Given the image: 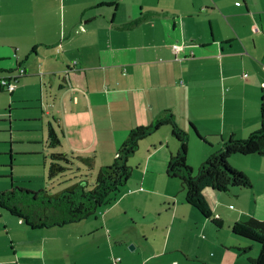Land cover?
Masks as SVG:
<instances>
[{
	"label": "crops",
	"instance_id": "crops-1",
	"mask_svg": "<svg viewBox=\"0 0 264 264\" xmlns=\"http://www.w3.org/2000/svg\"><path fill=\"white\" fill-rule=\"evenodd\" d=\"M173 43L185 45L186 56L177 57ZM12 61L16 67L3 68ZM19 67L26 74L11 95L41 110L42 117H29L43 122L45 116L54 125L61 141L54 149L80 170L77 162L88 168L110 164L132 128L173 113L188 133L187 162L196 171L231 134L243 139L261 126L264 0H0V77ZM46 97L52 104L44 109ZM27 131L31 139L40 137L34 128ZM150 136L154 150L146 155L145 190L135 185L115 201H126V213L141 210L130 202H148L150 195L170 204L181 188L179 179L165 173L178 150L171 126ZM35 149L20 152L23 159L46 162ZM80 156L92 157V163ZM229 160L250 177L252 187L204 189L212 214L199 215L197 223L206 228L207 219L218 215L219 220L209 238L196 232L180 243L176 231L169 248L179 199L172 203L163 249L153 248L139 260L108 244L112 231L105 232V225L115 217L110 215L115 202L95 221L52 228H30L0 208V264H94L100 255L106 259L97 264H112L115 257L118 264H252L241 251L249 239L232 227L250 218L264 220V156L233 154ZM149 174L161 189L147 184Z\"/></svg>",
	"mask_w": 264,
	"mask_h": 264
},
{
	"label": "trees",
	"instance_id": "trees-1",
	"mask_svg": "<svg viewBox=\"0 0 264 264\" xmlns=\"http://www.w3.org/2000/svg\"><path fill=\"white\" fill-rule=\"evenodd\" d=\"M260 116L259 129L243 139L231 134L223 141L221 147L208 155L194 171L187 162L188 133L179 127L174 114L168 113L157 118L154 123L132 128L118 147L113 163L100 167L93 184L79 180L56 193H49L46 189L35 191L13 186L0 192V208L18 217L30 228H52L81 222L118 199L131 176L132 167L128 159L138 149L140 141L149 137L159 127L170 125L172 136L178 143V150L170 155L165 173L168 177L179 179L186 192L185 201L197 208L204 217H209L212 213L203 194L205 188L229 192L235 188L252 187L250 177L230 165L228 159L233 154L264 156V91L261 95ZM191 126L194 128L193 124ZM196 135L200 139L203 138L197 132ZM47 137L49 148L60 146L59 134L51 122L47 125ZM78 159L90 164L93 158L80 156ZM72 163L71 157L66 153L52 151L48 167L49 178L71 169ZM140 188L142 189V186ZM213 220L214 223L219 221L216 217H213ZM232 231L249 239L250 245L241 248L243 253L251 247L252 241L259 244L258 255L249 257V260L252 264H264V220L250 218L238 221L234 223Z\"/></svg>",
	"mask_w": 264,
	"mask_h": 264
},
{
	"label": "rangeland",
	"instance_id": "rangeland-1",
	"mask_svg": "<svg viewBox=\"0 0 264 264\" xmlns=\"http://www.w3.org/2000/svg\"><path fill=\"white\" fill-rule=\"evenodd\" d=\"M2 64L5 69L16 67L14 61L4 62ZM14 71H17V69ZM47 103L52 104V101L48 100L46 97L43 101L44 109L49 108ZM29 106L30 104L14 100L10 92L0 90V192L6 191L13 186H19L35 191L46 189L49 193H56L63 190L72 182L79 180H86L89 184H93L100 167L113 163L112 161L110 164H101L96 165L95 168H88L86 165L77 162L80 168L81 166L83 167L81 168L82 171L78 168V165L74 164L70 165L71 169H67L55 177L49 178L48 167L50 163V153L56 151V149L51 150L48 146L47 123L49 121H47L45 116L43 122L31 120L32 118L29 116L33 114H39L41 117L43 115L40 109H31ZM35 106L39 108L40 102H35ZM29 128L36 129V134L40 135V137L35 139L28 137L29 134L27 130ZM150 137L151 136L142 139L138 149L129 157L128 163L132 167V172L123 187V191H128V189L135 188V185L140 184H143L142 189L145 190L143 177L146 170V155L154 150V147L149 145ZM30 147L36 148L35 150L42 152L46 157V162H44L41 157L38 161L30 162L24 160L20 152H24ZM116 155L117 152L115 156ZM228 163L230 164L229 159ZM147 179V184L149 183L151 187L156 189H161L163 187L156 179L155 174H149ZM185 193L182 186L180 191L176 192L175 199L181 200L182 204L179 205V207L176 206V220L172 227L169 248L174 245V239L172 237L175 235L176 231L181 243L185 240V235L191 238L197 232L199 236L203 235L205 238H209L213 231H217L219 228L211 218L207 219V227L201 228L202 225L197 223V219L199 215L202 214L197 208L189 205L185 201ZM231 196L234 200L237 199L234 195ZM175 199L173 198V200ZM160 200L161 197L150 195L148 202L147 199L135 203L131 201V207L138 206L141 210L136 211L130 209L127 213L124 211V203L126 201L122 203L118 200L119 202L112 203L113 210L110 212V215L114 214L115 217H110L108 227L105 225V232L108 230L112 231V239L107 238L109 240L108 244L118 245L121 250L129 253L133 260H139L140 254L144 255L150 250H153V248L156 251L162 250L164 238L169 233V220L171 219L173 200L170 204H161L159 203ZM105 208H102L97 214L85 220L89 222L95 221L96 217H99L100 213H103ZM85 220H83L84 223L86 222ZM144 231L147 232L146 234L149 236L148 239L144 237ZM85 232H89L88 229H85ZM89 237L92 236L88 235V237L83 239H88ZM94 240L98 241V239ZM75 242L77 245L80 244L81 238L78 240L75 238ZM252 242L255 247L253 249L250 247L247 250L245 254L246 259L258 255L259 244L255 241ZM102 245L105 249L108 247L106 242ZM89 246L90 248H88V250H90L91 247L93 248V245ZM101 250L104 252L103 248H101ZM95 257L96 259L93 260L94 264L106 259V255L103 257L100 255L99 258L98 256Z\"/></svg>",
	"mask_w": 264,
	"mask_h": 264
},
{
	"label": "built area",
	"instance_id": "built-area-1",
	"mask_svg": "<svg viewBox=\"0 0 264 264\" xmlns=\"http://www.w3.org/2000/svg\"><path fill=\"white\" fill-rule=\"evenodd\" d=\"M171 47L174 50L177 57L186 56L183 54L186 48L185 45L180 44V43H173ZM189 52L192 53L193 51H189ZM25 74H26V71L23 67H19L17 71L7 72L6 74L0 77L1 88L5 91L12 93L16 89L19 79ZM215 217H218V215H216ZM119 260H120L119 257H115L113 259L112 264H118Z\"/></svg>",
	"mask_w": 264,
	"mask_h": 264
},
{
	"label": "water",
	"instance_id": "water-1",
	"mask_svg": "<svg viewBox=\"0 0 264 264\" xmlns=\"http://www.w3.org/2000/svg\"><path fill=\"white\" fill-rule=\"evenodd\" d=\"M132 248H134L133 246H131Z\"/></svg>",
	"mask_w": 264,
	"mask_h": 264
}]
</instances>
